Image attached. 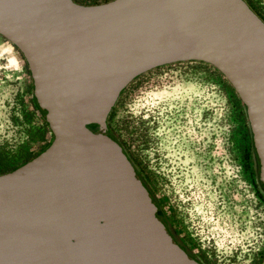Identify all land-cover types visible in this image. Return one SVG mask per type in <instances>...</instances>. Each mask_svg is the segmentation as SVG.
<instances>
[{
    "label": "water",
    "instance_id": "obj_1",
    "mask_svg": "<svg viewBox=\"0 0 264 264\" xmlns=\"http://www.w3.org/2000/svg\"><path fill=\"white\" fill-rule=\"evenodd\" d=\"M0 37L52 136L0 175V264H201L107 130L120 93L158 67L202 62L224 77L264 189V24L242 0H0Z\"/></svg>",
    "mask_w": 264,
    "mask_h": 264
},
{
    "label": "rangeland",
    "instance_id": "obj_2",
    "mask_svg": "<svg viewBox=\"0 0 264 264\" xmlns=\"http://www.w3.org/2000/svg\"><path fill=\"white\" fill-rule=\"evenodd\" d=\"M29 84L23 58L0 37V173L50 141ZM241 106L216 69L180 62L133 79L107 119L161 213L205 264L264 260V191Z\"/></svg>",
    "mask_w": 264,
    "mask_h": 264
},
{
    "label": "flooded vegetation",
    "instance_id": "obj_3",
    "mask_svg": "<svg viewBox=\"0 0 264 264\" xmlns=\"http://www.w3.org/2000/svg\"><path fill=\"white\" fill-rule=\"evenodd\" d=\"M252 13L264 24V0H242ZM108 130V129H107ZM118 142V141H117ZM120 145V144H119ZM134 168V167H133ZM136 171V170H135ZM138 174V173H137ZM139 175V174H138ZM140 177V176H139ZM141 179V178H140ZM142 180V179H141ZM143 181V180H142ZM264 191V189H263ZM151 193V192H150ZM157 204V203H156ZM163 215V214H162ZM163 219L167 224L168 231L172 234L176 243L181 246L185 253L195 259L201 264H205L192 250L190 244L186 242L177 231L174 229L172 224L168 221L167 217L163 215Z\"/></svg>",
    "mask_w": 264,
    "mask_h": 264
},
{
    "label": "trees",
    "instance_id": "obj_4",
    "mask_svg": "<svg viewBox=\"0 0 264 264\" xmlns=\"http://www.w3.org/2000/svg\"><path fill=\"white\" fill-rule=\"evenodd\" d=\"M12 47H13V46H12ZM13 48H14V47H13ZM14 49H15V48H14ZM15 50H16V49H15ZM25 67H26L27 74H28V76H29V72H28V70H27V66H26V64H25ZM28 93H29V105H30V107H31L32 110L37 114V116H38V118H39L41 124L46 128L47 132L50 134L49 129H48V126H47V124L45 123L44 118H43V112H42L41 110L38 109V107H37V105H36V103H35V100H34V97H33V94H32V85H31V81H30V84H29V91H28ZM241 107H242V110H243V112H244V116H245V109H244L243 106H241ZM245 118H246V116H245ZM89 128H90L91 130L94 129L93 126H89ZM248 132H249V153H250V156L255 160L256 158H255V156H254V152H253V148H252V143H251V133H250V130H249V129H248ZM51 140H52V136H51V134H50V141H49L48 144H47V145H46L41 151H39L37 154H39V153H41L42 151H44V150L48 147V145L50 144ZM37 154H36V155H37ZM36 155H35V156H36ZM33 157H34V156H33ZM33 157H32V158H33ZM30 159H31V158H30ZM30 159H28V160H30ZM28 160H26L23 164H25ZM23 164H22V165H23ZM22 165H19V166H17V167L11 168V169H8V170H6V171L0 173V175H1V174H4V173H6V172H9V171H11V170H14L15 168H18V167H20V166H22Z\"/></svg>",
    "mask_w": 264,
    "mask_h": 264
}]
</instances>
